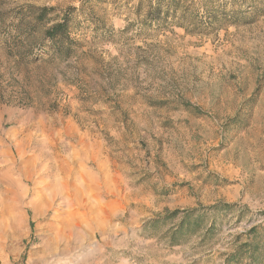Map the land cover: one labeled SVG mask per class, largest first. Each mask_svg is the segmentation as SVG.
Here are the masks:
<instances>
[{"label": "rangeland", "instance_id": "1", "mask_svg": "<svg viewBox=\"0 0 264 264\" xmlns=\"http://www.w3.org/2000/svg\"><path fill=\"white\" fill-rule=\"evenodd\" d=\"M217 2L233 21L191 32L145 0H0V264H227L264 230V0ZM216 202L243 210L207 244L147 225Z\"/></svg>", "mask_w": 264, "mask_h": 264}, {"label": "trees", "instance_id": "2", "mask_svg": "<svg viewBox=\"0 0 264 264\" xmlns=\"http://www.w3.org/2000/svg\"><path fill=\"white\" fill-rule=\"evenodd\" d=\"M146 14L144 19L167 21L183 27L191 32H205L211 27H219L233 20L225 13L219 2L214 0H145ZM235 4V2H234ZM66 20L63 19L46 28L44 34L51 40L63 41L68 35ZM236 208L243 210L237 203L216 202L212 205H202L167 211L161 216L148 221L154 229L169 224L165 236L170 244H180L196 238L200 245L213 241L216 233ZM243 213V212H242ZM241 213V214H242ZM241 214L237 221L241 220ZM243 234L234 236L235 245L226 253L225 262L245 264H264V230L256 226L245 232L246 240L240 242Z\"/></svg>", "mask_w": 264, "mask_h": 264}, {"label": "bare ground", "instance_id": "3", "mask_svg": "<svg viewBox=\"0 0 264 264\" xmlns=\"http://www.w3.org/2000/svg\"><path fill=\"white\" fill-rule=\"evenodd\" d=\"M24 172V171H23ZM22 173V172H21ZM6 176V175H5ZM7 177V176H6ZM1 179V178H0ZM52 181V180H51ZM9 183H10V185H15V186H17V190L19 191V190H21V192L19 191V193L21 194V195H23L25 192H27L28 191V188L27 187H24V186H22V185H20V183H19V180H12V181H9ZM50 184V183H49ZM12 187V186H11ZM65 189H66V186L63 184V182L62 181H60L59 179H58V182H55V183H53L52 185H51V187H50V195L51 196H55V195H57V194H59V196H60V198H61V200H62V203L63 204H65L66 206H70V205H72L73 206V204H75V205H80L81 206V198H77V196L72 200L70 197H69V195H68V193L65 191ZM12 191H13V188H12ZM46 197V196H45ZM90 199H91V197H90ZM61 204V203H60Z\"/></svg>", "mask_w": 264, "mask_h": 264}]
</instances>
